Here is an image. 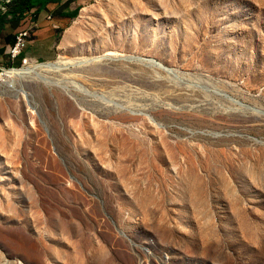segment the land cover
I'll return each mask as SVG.
<instances>
[{
    "label": "rangeland",
    "instance_id": "obj_1",
    "mask_svg": "<svg viewBox=\"0 0 264 264\" xmlns=\"http://www.w3.org/2000/svg\"><path fill=\"white\" fill-rule=\"evenodd\" d=\"M71 12L0 80V264H264V0Z\"/></svg>",
    "mask_w": 264,
    "mask_h": 264
},
{
    "label": "crops",
    "instance_id": "obj_2",
    "mask_svg": "<svg viewBox=\"0 0 264 264\" xmlns=\"http://www.w3.org/2000/svg\"><path fill=\"white\" fill-rule=\"evenodd\" d=\"M81 1L51 0L43 6L36 4L18 11L13 10L9 4L4 10L0 8V64H10L7 51L15 40V34L33 24H36V28L25 50L26 55L33 60L51 59L54 56L55 25L68 24L73 7Z\"/></svg>",
    "mask_w": 264,
    "mask_h": 264
},
{
    "label": "bare ground",
    "instance_id": "obj_3",
    "mask_svg": "<svg viewBox=\"0 0 264 264\" xmlns=\"http://www.w3.org/2000/svg\"><path fill=\"white\" fill-rule=\"evenodd\" d=\"M83 59L84 58H82V60ZM87 61H89V60H87ZM76 63H77V61H74L72 58L62 56V57H59L57 60H54V61L38 62V63L28 64V65L23 66V67L10 68L6 71V74L4 77L5 78H11V79L14 77H18V79L26 78V77H28V78H36L37 77V78H41V79L43 78L46 80V78L49 77V76H47L49 73H54L57 71L60 72V71L66 70L69 68V65H74ZM76 65H78V64H76ZM16 80L17 79H14L13 80L14 82H9L8 85H10V87L14 86L12 84H14Z\"/></svg>",
    "mask_w": 264,
    "mask_h": 264
},
{
    "label": "built area",
    "instance_id": "obj_4",
    "mask_svg": "<svg viewBox=\"0 0 264 264\" xmlns=\"http://www.w3.org/2000/svg\"><path fill=\"white\" fill-rule=\"evenodd\" d=\"M12 1L13 0H7V3L0 5V8L2 10L6 9L8 4H10ZM31 28L32 26H29L27 28H23L22 30H19L15 34V40L13 44L8 48L7 51L8 58L11 60V62L15 63L16 61H18L21 67L28 65L32 60L25 53L29 40L32 38L33 35V31ZM13 67L14 66L8 67L0 64V80L3 79L7 70Z\"/></svg>",
    "mask_w": 264,
    "mask_h": 264
},
{
    "label": "trees",
    "instance_id": "obj_5",
    "mask_svg": "<svg viewBox=\"0 0 264 264\" xmlns=\"http://www.w3.org/2000/svg\"><path fill=\"white\" fill-rule=\"evenodd\" d=\"M49 1L51 0H13L9 5H11L13 10L18 11L21 9H29L36 4L43 6Z\"/></svg>",
    "mask_w": 264,
    "mask_h": 264
}]
</instances>
